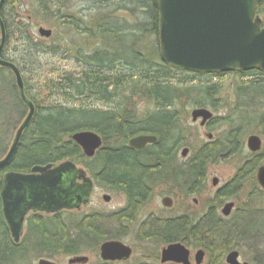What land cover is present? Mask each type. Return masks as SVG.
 Masks as SVG:
<instances>
[{"label": "trees", "instance_id": "trees-1", "mask_svg": "<svg viewBox=\"0 0 264 264\" xmlns=\"http://www.w3.org/2000/svg\"><path fill=\"white\" fill-rule=\"evenodd\" d=\"M120 1L122 4L112 12L97 11V16L89 21L91 26L73 15H62L65 8L59 3H50L51 0L48 4H43L44 0L40 3L42 14L49 20L61 18L72 32L86 34L87 41L98 40L102 46L92 50L87 48L91 44H78L71 50L60 45L53 34L48 39L36 37L29 22L22 20L25 17L18 11L16 0H6L0 11L6 33L2 58L19 69L25 94L35 108L11 160L0 169V189L7 172L27 173L36 165L73 161L94 175L98 186L122 193L126 198L125 208L109 214L77 217L68 212L31 214L25 221V236L18 244L12 241L0 209V264H30V258L39 257L51 260L84 253L94 255L101 243L124 237L125 225L133 224L134 216L150 200L153 169L159 166L168 170L179 149L188 146L184 110L187 104L194 108L209 106L214 111L229 108L219 123L220 126L228 123L223 139L205 143L193 152L191 173L195 177L202 173L207 161L239 155L242 138L250 127L255 125L264 137V73L231 72L242 79L233 85L230 91L233 97L227 108L217 84L195 80L187 83V72L160 60L156 0ZM255 7L264 27V0H255ZM5 10L9 18L5 17ZM119 12L133 20L126 21L118 16ZM45 57L53 63H44ZM62 61H69L64 69L59 65ZM226 74L229 73L212 77ZM247 77L253 79L243 80ZM134 97L151 104V110L137 114L130 105ZM1 113L6 119L3 122L0 118V159L10 146L9 133L16 131L27 113L13 74L2 68ZM79 131H93L103 141L92 158L85 157L71 139ZM138 135L155 136L157 141L143 151H135L127 146V141ZM263 156L264 150L251 156L247 163L251 171L261 164ZM240 179L238 172L232 185L237 186ZM258 197V193L250 195L245 209L222 226L213 222L205 228H196L188 226L184 217H151L139 228L137 237L139 241L161 246L181 243L201 249L207 264H225L229 251L264 242V210L254 202ZM246 216L260 222L251 219L249 226L244 223ZM258 248L252 263L264 264Z\"/></svg>", "mask_w": 264, "mask_h": 264}, {"label": "water", "instance_id": "water-1", "mask_svg": "<svg viewBox=\"0 0 264 264\" xmlns=\"http://www.w3.org/2000/svg\"><path fill=\"white\" fill-rule=\"evenodd\" d=\"M6 0H0V11ZM158 9L159 56L162 63L173 69L194 74L214 75L234 71L248 72L256 70L264 73V27L256 15L255 0H156ZM41 38L48 39L52 31L38 29ZM6 41L5 26L0 17V68L11 71L20 101L27 113L16 129L8 151L0 159V169L11 160L20 142L23 132L29 127L34 116V105L27 97L19 69L13 63L2 58ZM212 113L205 108L191 112V120L202 119V124L211 118ZM71 139L81 148L83 155L91 158L102 147L101 137L93 131H79ZM157 138L151 135H138L127 141L132 149L142 150L146 145L155 143ZM246 147L251 153L262 148L258 135L246 139ZM184 148L181 156L185 157ZM69 174L83 180V186L75 190L65 186ZM71 175V176H72ZM256 180L264 189V165L259 167ZM89 179L85 172L71 161L58 165H36L27 173L7 172L0 189V209L10 237L18 244L26 217L31 212L47 214L78 208L85 203L89 195ZM111 197L102 196L108 203ZM169 197L161 199V205L170 208ZM232 204L224 206L222 213L228 216ZM132 248L118 240H108L99 246V257L104 262L126 261L132 255ZM205 253L199 249L193 255L194 263L201 264ZM239 253L230 251L225 256L226 264H248L239 261ZM86 256H74L68 264H85ZM160 262L191 264L190 250L181 243H172L161 249ZM36 264H57L39 258Z\"/></svg>", "mask_w": 264, "mask_h": 264}, {"label": "rangeland", "instance_id": "rangeland-1", "mask_svg": "<svg viewBox=\"0 0 264 264\" xmlns=\"http://www.w3.org/2000/svg\"><path fill=\"white\" fill-rule=\"evenodd\" d=\"M41 2L42 0H16V5H18L17 7L19 9L18 11L21 12V15H23V17H25L22 20L23 21L27 20L29 22L31 26V30L36 37H40L37 32L38 29L44 28V29L51 30L52 34L54 36H57L58 38L57 42H59L60 45H63V46L66 45L70 47L71 50H73L75 47H78V44L79 45H90L91 44L90 47H87V48H91L90 50H92L93 48L102 46L98 42V40L93 39V40L87 41L85 39L86 34H83L80 31L72 32L69 27L62 24L61 18H57V19L55 18V20L51 18L52 20H49V18L45 17L40 10ZM49 2L50 0H44L43 4L45 3L48 4ZM55 2L64 6L65 10H63L64 14L62 15H65V17L67 15H73L75 16V19H82L84 22L87 21V24H89V26H91V23L89 21H91V19L97 16L96 15L97 11H100L101 13L112 12L113 10L117 9L122 4L120 0H51L50 3L54 4ZM48 10L55 11L52 8H49ZM4 15L6 18L10 17L7 10H5ZM118 16H120L121 18H124L126 21L133 20V18L130 15L124 12H119ZM45 59H43L44 63H53L51 62V59H49L48 57H45ZM59 65L61 69H64L67 67V65H69V61H67V63L65 61H62L61 63H59ZM191 74L193 73L187 74L188 76V79L186 80L187 83L192 84L194 83V80H195V83L199 82L203 84H206V83L207 84H217L222 91V97H223L222 103L226 105L227 108L231 104V100L233 97L231 96L232 93L230 92L233 89V85L236 84L235 82L240 81L242 79L230 73L224 76H221V77H216V76L212 77V75L208 76V75H201V74H196L197 76H195L194 74L193 75ZM183 76H186V75H183ZM191 77H194V78H191ZM251 79H253V77H247V78H244L243 80H251ZM127 93L128 91L123 92V97ZM124 100L126 101V99ZM97 105L101 106V104H97ZM130 105L132 108H135V112L140 115L142 113L148 112L152 108L151 104H148L146 101H141L140 99H137L136 97L132 98ZM192 109H194V107L191 106L190 104H187L184 108V110L187 113V117H186V123H187L186 126L188 129L186 132L187 143H188L187 147L191 149V152L188 158L192 157L194 150L198 149L203 143L207 142L206 134L202 131V129L199 128L197 124H192L190 120V112ZM228 109L226 110L222 108L217 111H214V116L221 117L227 111H229ZM12 113L15 114L14 111H12ZM5 116L6 115L4 113L0 114V118L3 122L6 119ZM223 130H224V127H221V126L215 127L213 125L212 129L209 130L208 132L212 133L214 136V140H216L219 138V135L223 133ZM14 133H15L14 130H12L9 133L8 145H10ZM251 134L260 135L258 129L255 128V125L250 127L248 132L242 138L244 144H242L243 146L242 152L239 155L226 157L225 160L208 166L207 172H208L209 181L212 176L218 177L220 180V185H221V183H224L225 181H227L228 179L232 177V175L235 173L236 168L249 155V153L247 152V149L245 148V140L247 136ZM181 148L177 152V156L179 160H181L180 159V153L182 150ZM262 164H264V156H263ZM251 187L252 186L249 181L245 185V188L243 189V191L235 197V199L237 200V203H238L237 205L239 209H245V205L248 202V194L251 190ZM169 189H171L170 184L161 185L159 187L155 186L154 190L152 191L149 202L142 208V211L140 215L137 217L136 222L133 224L125 225L126 227L124 229L125 231H122V233L125 236L120 238V241L130 246L133 252H132L130 259L127 262L119 263V264H159V262L156 260L155 257H156V254L159 255L160 250L164 246L151 243V242L139 241L137 237V232L139 228L143 224H145V222H147V220L150 219L151 217L166 218V217L178 215V212L182 211V207L180 209L178 207L180 203V199L182 198L180 196L179 198H175L174 195H172V193H171V196L175 200V206L171 210L163 209V207L161 206L160 204L161 197L164 195H168L167 194L168 192L166 191ZM174 192L179 193V195L182 194V191H180V188L178 187H176ZM104 194H108L111 196V200L108 203H105L104 201H102V196ZM254 202L257 208H261L262 210H264V195H260V197H258ZM125 204H126L125 198L122 193L110 191L102 186H97L93 190L90 202L87 206L82 207L78 211L73 210V211H69L68 213L74 215L75 217L80 216L81 214H90V213L109 214V213L119 210V208H123ZM30 215L31 214H29L28 217ZM251 219L255 223L260 222L259 219L256 220V219H253L252 217L248 218V216H246L244 223L249 226L252 225V222L250 221ZM263 221L264 220H262V222ZM25 230L26 228L24 226L22 237L25 236ZM187 248L190 250V258H191L190 262L191 264H194L193 255L199 249L189 248V247ZM257 248H258V253L260 252L264 257V242L263 243L259 242L257 244H254L253 246L239 247L234 250H236L239 253L238 259L240 262H246L248 264H253L252 259H253V256ZM80 255L88 257L89 261L87 264H99L101 262L98 254L92 255L89 253L88 254L84 253ZM39 258H44V257H39ZM39 258H34V259L30 258V264H36ZM69 258L71 257H58V258L51 259V260L56 262L57 264H68ZM224 262H225V259H224ZM201 264H207L206 256H204L203 262Z\"/></svg>", "mask_w": 264, "mask_h": 264}, {"label": "flooded vegetation", "instance_id": "flooded-vegetation-1", "mask_svg": "<svg viewBox=\"0 0 264 264\" xmlns=\"http://www.w3.org/2000/svg\"><path fill=\"white\" fill-rule=\"evenodd\" d=\"M197 108H200V107H195L194 109H197ZM202 108L208 109L212 113L211 118H209L203 124H202L201 118H198L195 122H193L191 120V112L194 109H192L190 112V120H191L192 124H197L199 126V128L202 129V131L206 134V138H207L206 143L213 144L217 141L222 140L223 139V133H221L219 135L218 139L214 140L213 134L208 132V131L212 129L213 125L215 127L220 126L219 123L221 121V118L224 117V115H222L221 117L220 116L217 117V116H214V110H212L211 107L207 106V107H202ZM226 125L221 126V127H224L223 131L226 130ZM251 135H256V134H251ZM248 136H250V135H248ZM258 136L260 137V139L262 141L261 150L257 153H251L246 147V140H245V148L247 149V152L249 153V155L236 168L235 173L232 175V177L230 179H228L227 181H225L224 183H221V185H220V180L218 177L212 176L210 178V181H209L207 168L209 165L219 163L220 161H223L226 158H222V159H219L217 161H215V160L207 161L204 168L201 169L202 173L195 177L191 173L192 157L188 158L190 155L191 149L188 148L187 146H183L181 148L182 150L184 148L188 149L187 155L185 157H182L181 153H180V159L181 160H179L178 156H176L173 160H171L168 170L160 168L159 166L155 167L153 169V172L151 173L154 176L153 183H151L152 190H154L155 186L159 187L161 185H166V184L171 185V189L166 191V192H168L167 193L168 195L162 196L161 199L163 197H169L172 201V204H171L170 208H166V207H163L161 205L163 207V209L171 210L175 206V200L171 196V193H172V195H174L175 198H179V196L182 198V199H180V203L178 205L179 209L182 207V211L178 212V215H174V216L166 217V218L177 219L179 217H184L185 220L187 221L188 226L196 227V228H205V227L209 226L210 224L212 225L214 223L216 224L215 226H218V225L222 226L224 224V221H227L226 223H229L231 220L235 219L238 212L244 210V209L238 208V205H237L238 203H237V200L235 199V197L243 191V189L245 188V185L249 181H250L252 187H251V190L248 194V197L250 195H252L253 193H258L259 195H264V189L259 186V184L256 180V173H257L258 168L264 165V164H262L263 158H262L261 164L259 166H257L254 171H251L250 164H247L248 162L251 161V156H254V155L258 156L264 150V141H263L264 137L262 135H258ZM155 143H153V144H155ZM153 144L146 145L142 150H136V149H133V150L143 151L148 146H151ZM203 144H205V143H203ZM242 144H244L243 140H242ZM182 150H181V152H182ZM241 152H242V150H241ZM71 162H73V161H71ZM73 163L76 165V167L78 169L83 170L85 172L86 178L89 179L90 183H88V184L90 186V188H89L90 190H89L88 199L85 203H81L78 206V208H73L71 210H62L58 213L69 212V211H73V210L78 211L82 207L87 206L90 202L93 190L95 189V187L98 186L96 184V179H95L94 175H91L90 173H88V171L84 167L76 164L75 162H73ZM52 165L54 166V165H58V164H52ZM238 172L241 173V179L238 181L237 186H233L232 183L235 180V176L237 175ZM71 175L72 174H69L67 176V178L64 182L65 186H71L72 185L73 189L79 190L81 188V186H83V180L78 179V178H72V177H76V175H72V176ZM179 175H182L185 179L181 178ZM176 187L180 188V191H182V194L179 195V193L174 192ZM227 192L229 194L225 195V193H227ZM123 196L125 198L124 194H123ZM125 203H126V198H125ZM230 203L233 205L231 208V212L228 216H224L222 213V210H223L225 205L230 204ZM160 204H161V200H160ZM247 205H248V203L245 205V207ZM123 208H125V206ZM123 208H119V209H123ZM141 211H142V209L139 210L137 212V214L134 216L133 221H132L133 223L136 222L137 217L140 215ZM58 213L47 214V213H43V212H31V214H43V215H54V214H58ZM118 241H120V240H118ZM160 252H161V250H160ZM76 256H83V255H76ZM98 256H99V247H98ZM99 259H100V257H99ZM128 260L104 262L100 259L101 263H105V264L125 263ZM156 260L159 262V264H162L160 262V253H159L158 257L156 258ZM88 261H89V259H88ZM88 261H87V263H88ZM190 261H191V258H190ZM87 263H85V264H87ZM164 264H176V263L168 262V263H164Z\"/></svg>", "mask_w": 264, "mask_h": 264}]
</instances>
